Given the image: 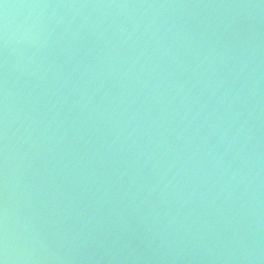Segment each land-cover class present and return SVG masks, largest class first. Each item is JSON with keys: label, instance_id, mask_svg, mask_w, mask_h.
I'll list each match as a JSON object with an SVG mask.
<instances>
[{"label": "water", "instance_id": "95a60500", "mask_svg": "<svg viewBox=\"0 0 264 264\" xmlns=\"http://www.w3.org/2000/svg\"><path fill=\"white\" fill-rule=\"evenodd\" d=\"M0 259L264 264V0H0Z\"/></svg>", "mask_w": 264, "mask_h": 264}, {"label": "clouds", "instance_id": "9594fccd", "mask_svg": "<svg viewBox=\"0 0 264 264\" xmlns=\"http://www.w3.org/2000/svg\"><path fill=\"white\" fill-rule=\"evenodd\" d=\"M0 264H6L5 259H0Z\"/></svg>", "mask_w": 264, "mask_h": 264}]
</instances>
